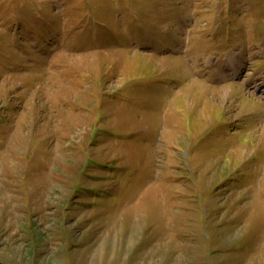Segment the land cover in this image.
<instances>
[{
	"label": "rangeland",
	"instance_id": "rangeland-1",
	"mask_svg": "<svg viewBox=\"0 0 264 264\" xmlns=\"http://www.w3.org/2000/svg\"><path fill=\"white\" fill-rule=\"evenodd\" d=\"M0 264H264V0H0Z\"/></svg>",
	"mask_w": 264,
	"mask_h": 264
},
{
	"label": "bare ground",
	"instance_id": "bare-ground-1",
	"mask_svg": "<svg viewBox=\"0 0 264 264\" xmlns=\"http://www.w3.org/2000/svg\"><path fill=\"white\" fill-rule=\"evenodd\" d=\"M230 59H234V57H231Z\"/></svg>",
	"mask_w": 264,
	"mask_h": 264
}]
</instances>
